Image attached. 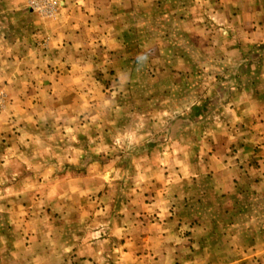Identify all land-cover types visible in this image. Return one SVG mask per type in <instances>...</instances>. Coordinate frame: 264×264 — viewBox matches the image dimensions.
Wrapping results in <instances>:
<instances>
[{
    "label": "rangeland",
    "instance_id": "rangeland-1",
    "mask_svg": "<svg viewBox=\"0 0 264 264\" xmlns=\"http://www.w3.org/2000/svg\"><path fill=\"white\" fill-rule=\"evenodd\" d=\"M66 1L22 0V9L0 10V17L17 18L4 29L13 36L22 27L28 35L22 24L30 14L37 23L55 22L63 12L78 15L64 7ZM142 1L133 0L131 10L135 37L150 34L153 48L166 34L165 43L173 45L185 26L162 17L189 16L191 10L147 8ZM194 12L205 24L207 8ZM27 41L45 48L43 38ZM137 43L128 71L95 74L101 83L92 82L93 88L77 82L73 89L21 86L13 82L16 68L7 66L10 82L0 87V264H77L88 257L105 264L109 241L118 244L117 264H133L122 248L132 240L133 252L139 251L142 240L156 234L141 229L150 226L178 231L169 235L177 258L163 264H264V183L254 172L257 158L240 159L235 149L212 156L206 136L196 133H206L209 114L219 108L209 98L221 92L220 80L230 81L224 87L229 96L237 80L247 85L256 75L239 72L236 58L220 63L190 57L187 41L179 40L182 54L168 55L148 54ZM245 60L250 65L254 58ZM259 90L264 94L263 85ZM110 97L116 99L109 103ZM217 156L225 162L208 159Z\"/></svg>",
    "mask_w": 264,
    "mask_h": 264
},
{
    "label": "crops",
    "instance_id": "crops-1",
    "mask_svg": "<svg viewBox=\"0 0 264 264\" xmlns=\"http://www.w3.org/2000/svg\"><path fill=\"white\" fill-rule=\"evenodd\" d=\"M145 2L147 3L143 6L147 8L172 5L169 7L192 11L189 12V16L185 14L178 18H169L167 15L162 17L164 22L168 20L179 29L182 25L185 26L184 33L179 30L175 33L173 45L165 43L169 40L166 34H163L164 37L157 36L158 45L153 48L149 46L150 34L135 37L130 19L133 0H67L64 2V7L76 9L75 13L78 15L65 16L66 12H63L55 22L51 19L38 22L42 24L37 28L38 23L33 16L30 17V14L29 18H23L27 22L22 24L28 26L26 30L28 35H23L21 27L17 31L15 29L11 36L9 31L4 29V25L16 21L17 18L0 17V87H4L7 80L6 75L9 71L7 66L13 65L8 66L9 69L15 67L18 73V77L13 79V82L15 80L21 86L28 82L29 85L35 83V87L45 89H73L76 87L73 85L77 82L79 83L77 87L89 85L93 88L94 82L101 83L93 79L95 74L97 76L105 71L127 72L128 57L140 41L143 45L141 49H146L148 54L153 50H157L161 55H168L170 51L182 54L179 50L181 48L179 40H181V43L188 42L184 49L190 57L214 58L220 63L226 62V57L236 58L239 72L241 69L242 72H251L257 77L255 76V79L247 85L245 81L241 83L237 80L238 84L229 96L228 89L224 87H230V81L220 80L221 84L218 86L220 85L221 92L218 96L209 98L211 105L216 104L219 108L209 114L206 120L209 121L206 123V133L201 134L202 130L198 133V129L196 133L202 137L206 136L203 137V143H206L205 149L212 156L229 153L234 149L240 154V159L243 158L242 155L254 154L259 164L254 172L261 180L263 179L264 183V94L259 90L262 85L264 86V76L260 77V74L264 73V61H262L264 60V0H146ZM199 5L208 10L209 16L204 19L205 24H200L203 20H200L201 18L194 12ZM23 7L22 0H0V10ZM158 10L162 13L161 9ZM27 36H30L34 42L45 39V48H41V45L37 47L27 44ZM134 39L137 40L136 45ZM138 46L140 47L139 44ZM247 56L254 58L253 64H245ZM206 61L203 68L205 73H209L212 67L209 64L211 61ZM191 68L193 73H198L196 66ZM221 71L224 72V66L221 67ZM23 75L28 81H23ZM245 92H248V95H245ZM115 99L110 97L109 103ZM198 104L196 100L194 105ZM214 158H208L213 161L212 164L225 162L224 158L220 159L219 156ZM190 171L193 173L192 177L196 178L192 164ZM141 229L147 234L152 231H156V234L147 236L145 241L142 240L139 245L140 250L135 253L133 241H127L122 248L126 250L123 253L125 261H133V264L160 262L163 264L169 260H176L177 243L172 245L169 235L174 232L178 234L177 230L171 231L167 226L141 227ZM151 240L156 248L150 245ZM141 246L144 248L151 246L156 252H142ZM109 249L110 258L105 264L106 262L117 264L118 244L109 241ZM96 261L95 257L81 258L77 264H95Z\"/></svg>",
    "mask_w": 264,
    "mask_h": 264
}]
</instances>
